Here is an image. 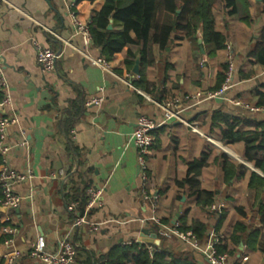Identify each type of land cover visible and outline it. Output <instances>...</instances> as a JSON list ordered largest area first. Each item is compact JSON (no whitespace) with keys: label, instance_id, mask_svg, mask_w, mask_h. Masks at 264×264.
Wrapping results in <instances>:
<instances>
[{"label":"crops","instance_id":"crops-1","mask_svg":"<svg viewBox=\"0 0 264 264\" xmlns=\"http://www.w3.org/2000/svg\"><path fill=\"white\" fill-rule=\"evenodd\" d=\"M75 2L0 0V63L12 98V107H8L7 112L18 117V122L7 130L6 143L16 144L23 139L29 142L27 146L12 148L7 156L0 155V171L3 164L15 172H25L29 167L33 170L31 179L15 186V192L24 197L21 206L12 212L19 228L16 244L23 252L15 264H41L29 255L32 244L39 237L45 238L50 251L59 249V240L68 235L73 222L67 210L68 195L72 194V188L82 190L87 185L103 190L102 205L91 210L93 213L90 215V211L89 216L104 224L98 231H92L88 226L71 231L70 238L77 249L100 256L138 238L157 246L161 244V238L155 239L143 232L146 228L157 231L159 226L144 225L140 221L150 215L151 201L144 199L137 150L130 139L139 115L163 122V112L155 101L174 102L181 117L199 130L195 132L173 120L163 123L154 132L155 145L148 156L149 183L146 190L151 196L159 197L161 218H170V223L165 224H174V219L180 218L185 208H190L189 219H206V213L196 206L194 200L186 196L181 202L177 200L182 190L177 188L175 181L184 178L189 161L199 159L203 151L210 150V164L202 170L199 179L203 188L217 189L221 198L222 191L228 190L227 198H223L227 217L221 226L222 232L230 235L236 222L248 224L254 221L260 231L259 239L262 236L264 239V223L254 208L256 191L248 187V175L228 187L222 182L221 169L213 160L220 154L218 148H228L235 153L232 155L226 150L231 159L260 175L262 173L243 160L242 143L223 145L215 134L210 135L208 129L210 113L218 108L237 117H255L264 121V111L255 112L235 104L242 99L245 104L252 100L257 85L264 82V66L251 64L247 58L257 39L264 44L262 5L250 8L253 23L249 27L241 24L237 17L229 19L234 27L232 39L227 42L233 45L236 68L250 73L251 78L240 81L237 76L225 98H208L207 94L217 84V72L226 62V49L210 59L185 38V33H173L167 51L161 52L157 46L151 48L154 63L145 69L141 86L138 85L142 68L140 47L129 44L135 58L129 57L124 50L109 62L114 74L133 84L138 89L136 91L71 47L64 46L53 34L86 50L69 15V8L73 4L75 9ZM105 3L106 0L84 1L78 10L79 16L90 21L92 13L100 11ZM113 28L121 27L111 18L109 29ZM131 35L134 37L135 33L131 32ZM198 36L199 43H202V31ZM34 40L61 52L55 72H43L37 61ZM87 51L94 57H101L100 49L94 45ZM127 58L134 61L131 66L124 63ZM138 59L139 74H135L133 69ZM197 94L202 97L196 99ZM95 98H103L102 104L87 106ZM70 117L72 127L65 133L61 121L66 122ZM61 169L66 172L65 177H49ZM1 194L0 188V264H3L2 256L7 251L5 241L9 236L2 232V228L10 224L7 219L12 213L3 211ZM228 197L238 200V205L248 210L245 217L234 210L232 203L227 201ZM220 217L213 216L211 228ZM168 242L183 247L177 240ZM245 248L240 245L241 251ZM247 264H264V254L252 252Z\"/></svg>","mask_w":264,"mask_h":264},{"label":"trees","instance_id":"trees-1","mask_svg":"<svg viewBox=\"0 0 264 264\" xmlns=\"http://www.w3.org/2000/svg\"><path fill=\"white\" fill-rule=\"evenodd\" d=\"M84 1L94 2L96 0H76L75 11L77 13ZM260 4L262 5L261 12L264 13V0L261 2L252 0H106L100 11L92 13L90 29L94 46L100 49L101 57L107 61H111L124 50L127 51L129 57L135 58L136 54L128 48V45L134 44L140 47L142 68L140 71L141 81L138 85L143 86L145 69L154 63L155 59L151 56L152 47L157 46L161 52L167 51L173 41L172 34L182 32L197 49L203 50L208 58L213 59L219 51L226 49L225 43L232 39L234 26L230 24L229 19L237 17L241 24L249 27L253 23L250 8ZM111 18L121 27L120 29H109ZM199 31H202L203 34L202 43H199ZM131 32L135 33L134 37ZM262 32L263 37L264 30ZM247 58L251 64L264 66V44L260 38L253 43ZM124 63L131 66L134 61L127 58ZM227 69L226 62L221 64L217 72V84L210 93L221 89ZM237 76L240 81L251 78V74L243 69L236 71L235 81H237ZM246 105L250 108H264V82L257 85L254 97L252 100L246 101ZM210 114L208 128L210 135L215 134L223 145L242 143L243 160L262 173L260 175L252 171L245 164L231 159L225 152H221L213 160L221 169L222 182L228 187L235 181L245 179L248 175V187L256 191L254 208H257V213L261 215V222L264 223V121L255 117H237L221 108L214 109ZM72 122L71 117L66 122L61 121V127L62 129L64 127L65 133L71 129ZM208 129L206 128V132ZM211 155L210 150L203 151L199 159L189 161L184 178L175 181L177 188L182 190V195L178 196L177 200L181 202L186 196L187 199L194 200L196 206L207 215L205 220H201L199 217L189 219L190 208H185L177 222L181 230H192L202 242L208 237L211 220L215 215L209 212L208 208L219 195L217 189L203 188L199 179L202 170L209 166ZM89 187L90 185H87L82 190L72 188V194L68 195V205L72 201H80L78 215L70 213L72 221L75 217L84 214ZM1 197L3 198V194ZM227 201L232 203L234 210L239 215L243 217L247 215L248 210L244 206H239L238 200L228 197ZM92 213L93 211L90 215ZM226 217L227 212L224 210L215 224L220 232H222L221 226ZM161 219L164 223H170V218ZM259 232L254 221L248 224L241 221L236 222L230 235L224 232L228 237L226 236V240L220 244L219 249L236 260L239 259V256H250L254 251L264 254V239L263 236L259 239ZM169 243L162 238L159 246L154 245L156 250L153 257L135 243L118 245L100 256L94 252L76 248V263L198 264V257L193 251L184 246L180 248L178 244L171 245ZM241 244L246 246L244 251L240 250Z\"/></svg>","mask_w":264,"mask_h":264},{"label":"built area","instance_id":"built-area-1","mask_svg":"<svg viewBox=\"0 0 264 264\" xmlns=\"http://www.w3.org/2000/svg\"><path fill=\"white\" fill-rule=\"evenodd\" d=\"M69 15L72 20L74 31L76 35H79L86 47V50L81 49L74 45L70 40H66L59 35L53 33L59 38L64 46L71 47L73 50L81 54L85 59L91 62L93 65L99 66L102 69L114 74L113 69L109 61L103 57L92 56L87 49L94 45L93 37L91 34L90 24L91 21L85 20L79 16L75 11L74 5L72 4L69 8ZM33 45L36 49L37 61L42 67L44 73H51L56 71L57 61L61 57V52H56L48 47L42 46L39 42L33 41ZM226 45V63L228 69L225 73L226 78L221 87L217 92L207 94L208 98H225L228 91H230L235 85L236 78V55L233 45L229 42ZM120 80L126 82L132 89L138 91V89L127 81L114 74ZM0 94L3 98L0 100V155L7 156L12 148L27 146L28 141L23 139L16 144L6 143V133L12 124L18 122L16 115H11L7 112L8 107H12V98L9 92V85L4 74V68L0 63ZM196 99H200L201 94H197ZM103 98H95L87 103V106L101 105ZM155 103L161 108L163 112V122L156 120L150 116L139 115L137 119L136 127L131 135V142L134 144L137 150V159L140 167V175L142 184L144 186V199L151 201V213L148 217L141 219L140 221L144 225L156 224L159 229L155 231L157 238H163L167 241L177 240L183 244L184 247L193 251L198 257V264H247L249 261L248 256H243L236 260L226 252H221L219 249L220 244L226 240V235L217 230L214 225L208 234L205 241H201L198 236L192 230H181L180 225L176 224H165L159 214V197L151 196L146 190L149 183V164L148 156L151 149L155 145L154 132L165 122L177 120L183 123L188 128L195 132H199L197 127L190 124L180 115V111L177 110V106L174 102H156ZM236 105H241L255 112L264 111V108H250L241 100L235 102ZM65 177L66 172L61 169L58 173L49 175L50 178ZM33 177V170L29 167L25 172H15L11 170L6 164H3L2 170L0 171V186L2 189L3 198L1 205L6 208V212L12 213L21 206L24 197L18 195L15 192V186L17 183L23 180H29ZM103 190L101 188L90 187L87 190V204L83 215L75 217L71 226L70 232L66 237L59 240V249L52 252L48 249L47 243L44 237H39L34 242L29 250V255L33 259L38 260L41 264H77L76 263V246L70 238V233L76 228L81 226H88L92 231H98L100 226L104 223L96 222L91 219L89 212L102 205ZM31 197V196H30ZM80 206L79 201H72L68 206L67 210L69 213H76L78 215V208ZM226 208V202L223 198L217 196L210 206V212L214 213L215 216L220 217ZM15 216L10 214L8 219L10 224H6L2 228V232L8 235L5 244L7 251L3 254V264H15L16 260L23 255V252L18 248L16 244V237L19 233L18 225L14 222ZM133 243L138 244L140 248L146 250L151 257L155 252V244L147 242L143 238H138L134 241L126 242L125 245H132Z\"/></svg>","mask_w":264,"mask_h":264},{"label":"water","instance_id":"water-1","mask_svg":"<svg viewBox=\"0 0 264 264\" xmlns=\"http://www.w3.org/2000/svg\"><path fill=\"white\" fill-rule=\"evenodd\" d=\"M203 52H204V51H203ZM139 67H140V60L138 59V60L136 61V64H135V66H134V69H133V71H134L135 74H139ZM183 200H185V198H184ZM2 209H3L4 212L7 211L6 208H4V207H3ZM178 218H179V216H177V217L174 219V221H173L174 224L178 221ZM143 232H144L146 235H150L151 237H153V238H155V239L157 238V236H156V234H155V231H154L153 229H148V228H146V229L143 230Z\"/></svg>","mask_w":264,"mask_h":264},{"label":"rangeland","instance_id":"rangeland-1","mask_svg":"<svg viewBox=\"0 0 264 264\" xmlns=\"http://www.w3.org/2000/svg\"><path fill=\"white\" fill-rule=\"evenodd\" d=\"M225 60H226V57H225ZM224 62H225V61H224ZM238 101H239V100H238ZM243 101H245V100H243ZM219 152H220V153H221V152H225V153H226L227 151H226L225 149L223 150V149H219V148H218V153H219ZM227 153H228V152H227ZM227 191H228V190H227ZM227 191H225V190L222 191L221 196H222L223 198H227V196H226L227 193H228ZM228 194H229V193H228ZM246 201H247V198L245 197L244 203H245ZM245 204H246V203H245Z\"/></svg>","mask_w":264,"mask_h":264},{"label":"bare ground","instance_id":"bare-ground-1","mask_svg":"<svg viewBox=\"0 0 264 264\" xmlns=\"http://www.w3.org/2000/svg\"><path fill=\"white\" fill-rule=\"evenodd\" d=\"M226 150H228L230 154L235 155V153H234L232 150H230V149H228V148H227ZM176 223H177V222H176ZM176 223H175V224H176ZM173 241H174V240H173Z\"/></svg>","mask_w":264,"mask_h":264}]
</instances>
